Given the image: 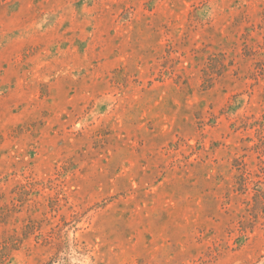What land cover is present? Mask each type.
Here are the masks:
<instances>
[{
    "label": "rangeland",
    "instance_id": "obj_1",
    "mask_svg": "<svg viewBox=\"0 0 264 264\" xmlns=\"http://www.w3.org/2000/svg\"><path fill=\"white\" fill-rule=\"evenodd\" d=\"M0 264H264V0H0Z\"/></svg>",
    "mask_w": 264,
    "mask_h": 264
}]
</instances>
